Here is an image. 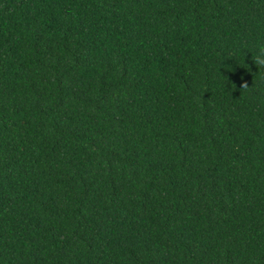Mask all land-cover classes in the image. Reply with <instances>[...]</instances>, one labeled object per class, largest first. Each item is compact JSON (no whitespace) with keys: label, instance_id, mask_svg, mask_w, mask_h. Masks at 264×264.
Returning <instances> with one entry per match:
<instances>
[{"label":"trees","instance_id":"1","mask_svg":"<svg viewBox=\"0 0 264 264\" xmlns=\"http://www.w3.org/2000/svg\"><path fill=\"white\" fill-rule=\"evenodd\" d=\"M0 264H264V0H0Z\"/></svg>","mask_w":264,"mask_h":264}]
</instances>
